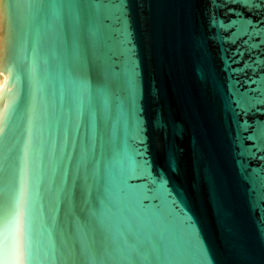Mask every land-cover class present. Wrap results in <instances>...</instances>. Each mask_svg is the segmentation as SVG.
<instances>
[{"label": "water", "instance_id": "1", "mask_svg": "<svg viewBox=\"0 0 264 264\" xmlns=\"http://www.w3.org/2000/svg\"><path fill=\"white\" fill-rule=\"evenodd\" d=\"M209 3L128 0L126 10L120 9L139 63L135 84L139 94L142 82L154 172L160 181L167 179L199 222L214 264H264V248L254 241L247 256L229 249L203 163H197L199 151L215 170L218 191L233 204L237 226L251 236L252 221L232 191L231 75L223 59L227 45L218 39L219 29L210 27ZM228 7L250 15L241 4ZM250 18L264 20V8L253 9ZM49 25L45 6L0 0V134L9 132V191L23 196L17 209L10 193L0 217V264H52L53 244L58 264L74 259L79 264L81 257L77 229L87 222L83 169L91 128L87 116L81 123L70 111L69 81L74 77L95 87L102 72L86 31L76 37L70 25L55 30ZM123 39L108 40L114 60L122 59ZM77 42L79 59L73 54ZM106 132L98 112L97 138Z\"/></svg>", "mask_w": 264, "mask_h": 264}, {"label": "snow or ice", "instance_id": "2", "mask_svg": "<svg viewBox=\"0 0 264 264\" xmlns=\"http://www.w3.org/2000/svg\"><path fill=\"white\" fill-rule=\"evenodd\" d=\"M45 6L50 28L70 25L74 36L86 31L102 72L95 87L90 81L71 78L72 108L81 123L91 128L83 181L86 187L87 222H79V264H214L199 222L188 206L154 172L148 124L142 106V82L135 46L129 39V22L122 15L128 0H32ZM241 4L249 17L228 7ZM264 0H210V27L219 29L223 59L230 73L234 111L229 115V158L232 191L244 214L252 221L251 236L236 224L232 203L218 191L215 170L198 151L208 194L224 228L229 249L247 256L251 244L264 248V20L251 19ZM231 19L225 21L224 17ZM243 20V27L239 21ZM122 36L125 47L114 60L108 40ZM128 45H132L128 47ZM79 59V44L74 45ZM129 64L131 67H129ZM107 125L104 137L96 136L97 113ZM80 124L77 125V128ZM182 126L177 135L183 136ZM9 132L0 134V217L7 212L10 193L18 209L22 193L9 191L12 169ZM26 223L30 209H25ZM52 264H58L53 244ZM75 264V259H74Z\"/></svg>", "mask_w": 264, "mask_h": 264}]
</instances>
